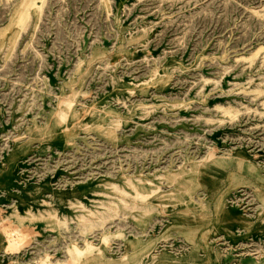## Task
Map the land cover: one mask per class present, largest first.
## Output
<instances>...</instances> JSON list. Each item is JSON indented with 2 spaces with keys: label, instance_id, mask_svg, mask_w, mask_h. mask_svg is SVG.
Returning a JSON list of instances; mask_svg holds the SVG:
<instances>
[{
  "label": "rangeland",
  "instance_id": "obj_1",
  "mask_svg": "<svg viewBox=\"0 0 264 264\" xmlns=\"http://www.w3.org/2000/svg\"><path fill=\"white\" fill-rule=\"evenodd\" d=\"M0 253L264 264V0H0Z\"/></svg>",
  "mask_w": 264,
  "mask_h": 264
},
{
  "label": "crops",
  "instance_id": "obj_2",
  "mask_svg": "<svg viewBox=\"0 0 264 264\" xmlns=\"http://www.w3.org/2000/svg\"><path fill=\"white\" fill-rule=\"evenodd\" d=\"M54 187V186H53ZM51 210H49L48 212H50ZM40 212H42V211H40ZM26 213H28V214H34V212L33 211H28V212H26ZM14 228H16V227H14ZM18 229V228H17ZM35 230H38L39 229V226H37V227H35L34 228ZM40 230V229H39ZM42 230V229H41ZM5 237H6V239H7V242H8V247H9V241H8V237H7V235H5ZM0 257H1V259H0V264H2L3 262H5V257L6 258H8L7 256H4V254H2V253H0ZM16 258H18V257H15V259ZM13 263H15V262H13Z\"/></svg>",
  "mask_w": 264,
  "mask_h": 264
}]
</instances>
